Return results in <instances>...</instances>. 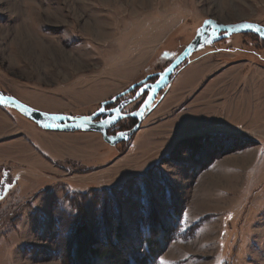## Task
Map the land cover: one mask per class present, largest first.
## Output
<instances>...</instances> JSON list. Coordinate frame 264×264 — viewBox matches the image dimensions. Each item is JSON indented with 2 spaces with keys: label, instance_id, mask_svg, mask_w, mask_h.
<instances>
[{
  "label": "rangeland",
  "instance_id": "rangeland-1",
  "mask_svg": "<svg viewBox=\"0 0 264 264\" xmlns=\"http://www.w3.org/2000/svg\"><path fill=\"white\" fill-rule=\"evenodd\" d=\"M208 17L221 23L249 21L264 26V0H0V94L45 113H93L98 103L163 70ZM216 48L219 52L210 51ZM203 52L208 56L199 57ZM195 57L211 67L202 84L211 75L243 68L254 69L242 78L244 85L264 84V43L246 33L207 45L180 66ZM193 62L178 72L172 86L169 81L157 93L145 113L155 112L141 121L139 130L116 145L94 131L43 129L0 103V264H64L63 256H53L57 244L50 224L52 203L68 207L66 197L80 201L86 196L85 212L92 218L95 190L120 185L114 196L121 204L122 219L136 226L134 196L140 190L129 182L143 179L159 203L160 181L173 186L185 204L184 227L206 219L190 239L164 243L158 261L264 264V126L238 133L250 142L218 139L221 146L215 151L220 154L212 163L218 162L192 172L191 155L208 158L211 141L216 142L205 138L214 130L205 113L209 104L191 106L199 95L178 97L199 74ZM222 65L229 69L213 73ZM233 73L227 77L229 83L236 78ZM216 82L214 78L206 84ZM117 86L120 89L106 99L107 91ZM167 89L172 92L163 97ZM186 105L190 107L183 110ZM169 107L180 112L173 116ZM231 115L222 112L219 123ZM34 129L59 132L51 138L56 152L84 151L87 161L53 159L43 152L47 164L34 158L27 142L43 143ZM232 144L235 149L227 150ZM86 146L100 148L98 155ZM23 152L27 156H21ZM256 152L260 163L251 170H227L237 166L245 153L248 161L253 160ZM228 182L233 185L224 184ZM126 183L131 186V201L120 196ZM210 183L215 190L211 191ZM157 208L165 212L164 205Z\"/></svg>",
  "mask_w": 264,
  "mask_h": 264
},
{
  "label": "trees",
  "instance_id": "trees-1",
  "mask_svg": "<svg viewBox=\"0 0 264 264\" xmlns=\"http://www.w3.org/2000/svg\"><path fill=\"white\" fill-rule=\"evenodd\" d=\"M246 35L264 43V40L256 34L246 33ZM155 78L156 75H153L149 79ZM134 90L124 96L131 98ZM145 96L146 93L129 103L127 110L135 111ZM124 123L127 122H120L121 125ZM130 126L131 124L128 127ZM210 137L216 142L211 141L213 147L210 146L212 150L208 158L201 160L198 154L191 155L194 160L192 172L202 171L212 163L217 154H220V151H215L216 147L221 146L219 145L220 140L218 141V138L210 134L205 138ZM234 138L250 142L243 136L237 135ZM231 148H234L233 144L227 150ZM223 150H226V147ZM204 162H206L205 165ZM129 183H132L133 189L137 187L140 190L134 196V209L137 212L134 216L138 217V224L134 227L129 226L122 219L121 204L115 199L114 192L119 189L120 185L111 189L95 190L92 218H88L85 212L86 196H83L80 201L66 197L68 207H63L54 201L51 209L50 229L55 230L57 251L53 253V256L57 255L60 258L63 256L61 260L64 264H158L164 243L190 239L206 220L202 217L191 226L184 227L182 224L185 211L184 201L178 199L173 186L165 179L160 181L158 188L162 203L156 201L146 180H132ZM129 189L131 186L126 183V186H121L119 191L123 190L120 195L122 198L131 201L132 196L129 194ZM157 205H164L165 212H161Z\"/></svg>",
  "mask_w": 264,
  "mask_h": 264
},
{
  "label": "crops",
  "instance_id": "crops-1",
  "mask_svg": "<svg viewBox=\"0 0 264 264\" xmlns=\"http://www.w3.org/2000/svg\"><path fill=\"white\" fill-rule=\"evenodd\" d=\"M216 49L217 50H215V51H213V50H210V51L211 52H219L218 51L219 48H216ZM222 50H224V49H222ZM204 52H206V51H204ZM204 52L201 55H199V57L203 58L205 56H208V53H204ZM199 59L200 58L195 57L194 60H192V61L188 62L186 65L180 67L177 71H175L173 78L171 79V83L175 82L176 77L178 75V72L182 71L186 67H189L188 65L193 61H194L193 63L195 65L197 63V67H195V68H197V71L199 74L194 78V80H195L194 82L188 84L181 91H179V96H178L179 100L187 99L189 95H190L189 97H191L192 95H199L192 102L191 106L204 107V106L209 104V110L205 111V113L208 116H210V119H211L210 124H214L211 127L213 129H219V128H222L223 126L227 125L228 127L235 129L237 133H240V132H245V130L256 129V128L258 129L259 127H261V125L264 126V84L261 85V84H257V83H254V84H251V83L248 84L247 83L246 85H244L242 82V78L244 76H248L250 74V72H252L254 69L251 71V69L243 68L242 70H244V75L242 76L241 74H239L240 72H243L242 70L233 69V70H227L226 71V69H229V68H222L223 67V65H222L221 67H218L217 69L215 68L213 73H217L219 71H221L222 73L226 71L227 73H223V75H220L221 74L220 73L219 74L220 76L219 75H217V76L211 75L210 79L207 82H204L202 84L203 81H206V77L210 76L209 73H211V70H210L211 67L206 68L202 61L198 62ZM233 72H236V74H235L236 78L233 80L232 83H229V79L227 77L233 76V74H234ZM255 72L257 73V71H255ZM214 78L217 79L216 83H213L211 85L206 84V83L212 81ZM237 80H240L239 84L235 83V82H237ZM173 84L174 83H172L170 86H172ZM197 85L199 86V89H196ZM119 89H120L119 86H117L116 88H113L112 90H108L107 93L105 94V95H107L105 98L107 99V98L113 96V93ZM119 92H121V91H119ZM170 92H172V90L167 89L166 92L163 93V97H165ZM100 103H98V105ZM188 107H190V105L189 106L186 105L183 110H187ZM150 110L151 109H149V111L147 113L143 114L142 120L147 119L148 116H150L151 114H153L155 112V110H152V111H150ZM5 112H6L5 114L7 115L8 114L7 111H5ZM169 112H170V114H172L174 116L175 114H178L180 111L178 113H175L176 111L174 110V107H171ZM222 112H224L227 115H230L232 113V115L229 116L224 122L219 123L218 119L220 118V114ZM173 113H175V114H173ZM172 115H168V117L172 116ZM251 124H252V127H250ZM33 132H35L36 136L38 137V140L42 141L43 143L39 144L38 142L37 143L33 142L35 146H32L30 144V142H27V143H29L30 145L28 144V146H31L33 151H35L34 158H37L39 161L43 160L46 164L48 163V161L45 160V158L41 154V152L46 153L47 156H50L53 159H56L57 157L61 158V159L69 157L72 159H79L81 161H87V159L85 158L86 156H83V154H82L84 151L78 150V151L74 152V151H69L68 149H64V150L62 149L61 152H56L57 146L55 144H53V139H51V138H52V135L54 136L56 133H59V132L45 131V130L41 131L39 129H34ZM148 133H150V132H148ZM76 134H80V133H76ZM61 135H64V134H61ZM85 148H87L89 150H91V149L95 150V152H97V155H98L99 150H100V148L96 149L93 146H86ZM18 154H19V152H18ZM246 155H247V153H245L243 156H241V160L237 162L238 163L237 166H231L227 170H229L231 168L237 169L238 167H241L238 169H245L246 168L247 170H251L253 167L258 165V163H260L259 162L260 161L259 152H256V157L251 161H248L246 159V157H247ZM21 156H27V155L23 152ZM217 162L218 161L211 163V166L209 167V169L212 168ZM243 167H245V168H243ZM221 181L223 182L224 179L222 178ZM233 182H228V183H224V184H229V186H231V185H233ZM210 187H211L210 189L212 191V190H215L216 186L214 184L210 183ZM229 188H231V187H229Z\"/></svg>",
  "mask_w": 264,
  "mask_h": 264
},
{
  "label": "water",
  "instance_id": "water-1",
  "mask_svg": "<svg viewBox=\"0 0 264 264\" xmlns=\"http://www.w3.org/2000/svg\"><path fill=\"white\" fill-rule=\"evenodd\" d=\"M211 21L212 23H208ZM245 24H252L253 29H247L241 27V25ZM254 29H260L261 31H255ZM222 32V33H221ZM234 33H253L256 34L259 38L264 40V26L249 21H238L234 23H221L213 18H206L202 22V24L196 29L195 34L190 39V41L183 47V49L163 68L161 71H157L155 73L148 74L140 81L132 84L125 90L121 91L117 95L102 101L100 103V108L94 111L93 113L86 114V115H79V116H70V115H62V114H52V113H45L43 111L37 110L30 105L14 98L11 96H5L2 93L0 97L6 99V106H9L15 110H17L20 114L25 116L26 118L34 121L37 125H39L43 129H50V130H75V131H94L101 134L104 141H106L110 145H116L119 142L128 141L133 134H135L139 130L140 123L142 121V115L145 110L151 105V103L155 100V97L159 90H161L165 85L171 81V76L174 74L175 70L185 61L187 60L193 53L201 50L207 45H211L213 43L218 42L219 40L229 37L231 34ZM206 40H211V43H206ZM171 69L168 71L164 76L162 82L159 83V86L156 87L154 93L147 92L144 100L139 105V107L130 113H122L123 117H134L136 119V124L129 130L117 132L114 135L108 134L107 130L113 124L117 122V120L112 124H104V118L100 120H95L97 116L101 113V109L105 107L106 104H110L115 102L119 97L124 96L131 92L136 86H140L142 84H156L160 81L161 73L165 72L166 69ZM153 75H156V79L152 83H146V81ZM141 88V87H140ZM140 88L136 91L135 95L128 99L126 102L130 103L136 100L137 93L140 91ZM149 95L152 96L151 102L149 104H145L148 101ZM11 98L10 101H7V98ZM127 103V104H128ZM124 103L122 106H124ZM23 107H20V106ZM118 108H121V104H119ZM110 112V111H109ZM51 116H59L62 117L60 120H51L47 117ZM45 124L54 125L52 127H45ZM58 125V126H55Z\"/></svg>",
  "mask_w": 264,
  "mask_h": 264
},
{
  "label": "snow or ice",
  "instance_id": "snow-or-ice-1",
  "mask_svg": "<svg viewBox=\"0 0 264 264\" xmlns=\"http://www.w3.org/2000/svg\"><path fill=\"white\" fill-rule=\"evenodd\" d=\"M208 23H212L211 21H208ZM241 27L247 28V29H253V25L252 24H245V25H241ZM255 31H261L260 29H254ZM206 43H211V40H206ZM168 71H171V69H166L165 72L161 73V77H160V81H158L156 84H144L141 86L140 91L137 93L136 98L138 99L140 96L144 95L146 92H151L154 93L156 87L159 86V83L163 81L164 76L166 75V73ZM152 96L149 95L148 97V101L145 102V104H149L151 102ZM11 98H7V101H10ZM0 103H6V99L3 97H0ZM20 107H23L22 105ZM122 108L123 106H121V108H117V109H113V111L115 112V114L110 118V119H105L103 121L104 124H112L114 123L116 120L121 119L122 118ZM101 111H104V109H101ZM53 121L55 120H60L62 119V117L59 116H51V117H47ZM54 125L51 124H45V127H52ZM58 126V125H55ZM210 135L214 138H218V139H231L234 138L235 136L238 135V133L236 132L235 129L228 127L227 125L223 126L222 128L219 129H214L212 130V132L210 133ZM230 218V217H229ZM159 264H170L169 261H165L163 259H161L159 261ZM220 264H222V262H220Z\"/></svg>",
  "mask_w": 264,
  "mask_h": 264
},
{
  "label": "flooded vegetation",
  "instance_id": "flooded-vegetation-1",
  "mask_svg": "<svg viewBox=\"0 0 264 264\" xmlns=\"http://www.w3.org/2000/svg\"><path fill=\"white\" fill-rule=\"evenodd\" d=\"M155 72H157V71H155ZM155 79H153V80H150L149 79L147 81V83H152V82H154ZM138 89H139V86L137 88H135L134 94L136 93V91ZM134 94H132L130 97L134 96ZM146 94H147V92H146ZM127 98H128L127 96H123L122 98H119V99L115 100V102H112L110 104H106L105 107L103 108L104 111H101V113L99 114V116H97L95 118V120L98 121V120L104 119V118H111L115 114V112L113 111V109H117L118 106H119V104H121V106H122L124 103H126L123 106V108H122V113H130V112H133V111H130L129 112L127 110L128 109V106L130 105V104H127L128 102H126L127 101ZM99 108H100V105L94 111H96ZM132 121H133V123H132ZM120 122H127V123L129 122V124H131V126L130 127H128V126L127 127L126 126L122 127L121 124H120ZM135 124H136V120L134 119V117H130V116L129 117H123L121 119H118L117 122L115 123V125L111 126L108 129L107 132L109 134H111V135H114L117 132L126 131V130L131 129Z\"/></svg>",
  "mask_w": 264,
  "mask_h": 264
},
{
  "label": "bare ground",
  "instance_id": "bare-ground-1",
  "mask_svg": "<svg viewBox=\"0 0 264 264\" xmlns=\"http://www.w3.org/2000/svg\"><path fill=\"white\" fill-rule=\"evenodd\" d=\"M221 33H222V32H221ZM226 38H227V37H226ZM213 44H214V43H213ZM185 61H188V59H187V60H185ZM185 61H184V62H185ZM184 62H183V63H184ZM189 62H190V61H189ZM159 91H160V90H159Z\"/></svg>",
  "mask_w": 264,
  "mask_h": 264
}]
</instances>
